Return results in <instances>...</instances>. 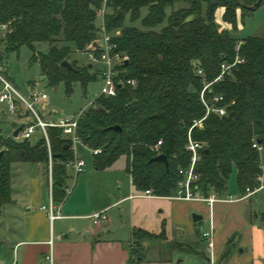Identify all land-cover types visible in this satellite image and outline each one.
I'll list each match as a JSON object with an SVG mask.
<instances>
[{
    "label": "trees",
    "instance_id": "trees-1",
    "mask_svg": "<svg viewBox=\"0 0 264 264\" xmlns=\"http://www.w3.org/2000/svg\"><path fill=\"white\" fill-rule=\"evenodd\" d=\"M263 3L264 0H106L104 27L107 32L119 29L112 40L126 62L117 66V77L122 82L115 84V94L97 96L77 118L76 133L81 143L100 149L93 154V167L102 169L123 155L125 171L136 190L150 189L152 195L168 196L178 178L177 168L188 163L189 155L183 149L186 130L204 111L197 99L201 80L195 70L199 68L204 79L211 81L219 64L232 61L237 53L242 62L205 90L206 96L210 89L223 96V103L231 102L225 114H207L201 128L190 131L194 139L203 142L194 171L199 174L198 184L204 194L210 190L221 194L232 168L239 195L246 187L256 186L257 176L264 170V28L258 35L237 38L219 29L213 14L220 6L222 19L234 24L236 9L242 21ZM100 4L101 0H0V24L6 26L0 40L8 51L27 46L48 83L62 82L65 92H69L74 81L84 85L97 75L88 64L78 67L68 63L67 67L61 62L70 52L68 42L79 52L93 46L97 37L95 12ZM142 7L146 9L140 20L143 29L122 24L125 14L132 21ZM39 42L47 44L43 53L34 51ZM126 78L134 79V84L125 83ZM47 134L50 197L59 202L69 179L64 163L72 152L58 129L50 127ZM157 140L160 144L153 148ZM159 153L165 156L166 165L152 159ZM13 162L40 163L47 176V151L42 138L30 144L26 139L0 134V206L10 202ZM257 216L264 232V211ZM148 239L161 241L167 251L181 253H198L196 246L200 245L167 241L163 229L157 234L131 230L132 243ZM232 248L227 239L215 264H222Z\"/></svg>",
    "mask_w": 264,
    "mask_h": 264
},
{
    "label": "crops",
    "instance_id": "crops-1",
    "mask_svg": "<svg viewBox=\"0 0 264 264\" xmlns=\"http://www.w3.org/2000/svg\"><path fill=\"white\" fill-rule=\"evenodd\" d=\"M219 11L223 12L220 6L214 12ZM93 64L90 62L88 67L93 68ZM36 140L28 141L33 144ZM118 157L123 159L120 166L110 164L96 169L92 165L90 170L83 169L75 175L70 189L66 181L64 197L52 201L60 217L51 221L41 209L49 200L47 176L41 164L11 163L10 202L0 206V264H214L234 233L239 234L241 256L238 244L233 245L222 264H264V232L246 215L251 208L245 200L251 195L238 198L237 193L229 198V194H214L216 200L210 209L202 201L142 196L125 171L124 156ZM121 169L126 179L116 183L118 177L110 173ZM67 172L70 177L71 172ZM96 212L100 218L93 222L90 215ZM191 214L201 218L192 221ZM209 217L213 225L212 261L200 235L207 229ZM132 229L154 234L163 229L167 241L200 243L196 246L198 253L167 251L161 242L132 243ZM48 253L51 262L45 259Z\"/></svg>",
    "mask_w": 264,
    "mask_h": 264
},
{
    "label": "built area",
    "instance_id": "built-area-1",
    "mask_svg": "<svg viewBox=\"0 0 264 264\" xmlns=\"http://www.w3.org/2000/svg\"><path fill=\"white\" fill-rule=\"evenodd\" d=\"M106 0H101L100 7L96 9L95 20H100L99 25L96 26L97 37L93 42V46L89 45L86 51V57L90 62L99 63L100 67L97 70V76L99 78V94L103 96H113L115 94V84H120V80L117 76L120 72L117 66L122 62L124 54L116 50V43L112 40L118 32L110 33L105 30L103 15L106 11L105 6ZM5 24H0V29L5 30ZM239 42L235 43L234 47L237 50ZM96 53V54H95ZM242 62V58L237 53L234 54L232 61H223L219 64V71L217 75L211 80L206 81L203 73L199 68L195 70V74L200 77L201 88L198 91L197 99L203 106V115L200 118L193 119L188 126L185 133V142L183 149L188 153V163L185 166L177 168L178 178L175 182L172 192L166 196L170 199L177 200H194L204 202L210 209L212 202L216 200L214 193L210 190L206 194L202 192L200 185L198 184L199 174L194 171L195 162L199 159V150L203 146V142L194 139L191 136V129L193 127L201 128L202 120L207 114H215L222 116L225 114V107L231 103H223V96L220 93H212L208 89L209 95H205V90L209 87L210 83L222 79L223 76L230 75L232 69H235L236 65ZM125 83L134 84V79L126 78L123 80ZM47 95L44 92H39L34 89H29L25 94L19 92L12 83L8 80L4 74L0 59V103L5 105V109L10 115L22 114L24 111L27 112L25 117L29 118L25 124L21 126L18 131V136L21 139L28 140L31 135L37 133L39 138H42L47 151L48 160V191L49 200L47 206H41V209L46 211L48 219L51 221L55 218L60 217L58 206H56L50 197V149L47 129L50 127L56 128L59 131V135L69 142V149L73 151V145L75 143H81L80 138L76 133L77 118L81 111L75 116L71 117H55L53 118L50 113H40L46 108L45 100ZM93 104L91 103L90 106ZM39 106V109L36 107ZM41 110V111H39ZM82 144V143H81ZM160 141L157 140L153 144V148H157ZM255 146V144H252ZM259 149V147H258ZM100 151L99 148H91V154H97ZM67 170L71 172L70 175H76L83 170L84 160L82 158L71 156L70 159L64 163ZM71 178V176L69 177ZM258 184L252 188H245L244 194L238 198L247 197L257 191L264 192V170L257 176ZM142 196L152 195L150 189H145L139 192ZM93 222H96L100 218V213L96 212L90 215ZM212 229L213 225L209 217L208 227L206 230H201L200 235L205 242V248L208 253L209 260L213 259V240H212ZM45 259L51 262V255L48 253L45 255Z\"/></svg>",
    "mask_w": 264,
    "mask_h": 264
},
{
    "label": "rangeland",
    "instance_id": "rangeland-1",
    "mask_svg": "<svg viewBox=\"0 0 264 264\" xmlns=\"http://www.w3.org/2000/svg\"><path fill=\"white\" fill-rule=\"evenodd\" d=\"M217 8V7H216ZM214 9V11L216 10ZM107 10V9H106ZM168 12V8L165 9ZM106 12V11H105ZM146 9L144 7L139 9L138 17L134 20H129V15L125 14L122 24L123 25H133L137 28L143 29V26L140 24L141 18L145 15ZM214 22L217 24L218 28L221 30H226L231 32L236 37H245L250 35H258L261 33L264 28V3L261 4L256 10L253 11L251 16L245 17L242 21L239 16V9L235 10V19L234 24L228 23L222 19V13L214 12ZM164 22L158 24L154 27V29H158ZM100 20L96 18L95 25H99ZM2 30L0 29V37ZM118 32L119 29H114L110 33ZM118 35V34H117ZM70 52L67 55L65 61L67 63H72L75 66L81 67L84 64H89L90 61L86 57V52L76 51L73 47L72 43H67ZM47 48V44L45 42H39L34 45L35 52H45ZM0 59L2 63V67L4 70V74L8 78V80L12 83V85L21 93L25 94L29 89H34L39 92H44L47 95V99L45 100L46 108L43 112L40 113H50L53 118L55 117H71L75 116L81 109H85L90 107L91 102L99 96V78L95 75V78L89 80L84 85H82L79 81H74L71 83L69 92H65L64 86L62 82H58L57 84L50 85L47 81V77L43 75L41 76V70L39 64L36 60L31 59V51L25 45H21L17 50L8 51L5 47L3 41L0 40ZM100 67L99 63H94L93 68H91V72L95 70V68ZM39 109V106L36 107ZM41 111V110H39ZM27 121H29L28 117L17 118L15 115H10L7 113L5 109V105L0 103V134L3 137H11L12 130L19 126L23 125ZM39 136L37 133L31 135L28 139L32 141L33 139H38ZM16 140H22L17 136ZM72 155L82 158L84 160L85 168L83 169H91L92 168V160L93 155L91 154V148L83 145L81 143H75L73 145ZM123 162V159L117 157L112 163L113 166H120ZM111 177H118L116 183L124 182L126 179V174L121 169L119 171H111ZM116 174V175H115ZM71 178L67 184L68 189H70L72 183L74 182V175H70ZM230 195L231 197H236L237 190L235 184V169L232 168L227 180H226V188L219 194V196L224 197L226 195ZM245 201L247 207L251 208L246 211V215L248 219H251L252 223L255 226H259L258 216L257 214L264 211V193L256 192L250 197H248ZM253 212L255 213V217H253ZM199 224H204L200 221ZM231 243L235 246L240 242L239 234L234 233L230 236ZM149 245L159 244L161 241L157 239H148L146 240ZM162 243V242H161ZM160 243V244H161ZM162 245H164L162 243ZM233 246V248H234ZM242 248V245L238 244V250ZM239 254V253H238ZM237 254V255H238ZM240 255V254H239ZM241 256V255H240ZM218 260V258H217ZM217 262V261H216ZM214 262V264L216 263Z\"/></svg>",
    "mask_w": 264,
    "mask_h": 264
},
{
    "label": "water",
    "instance_id": "water-1",
    "mask_svg": "<svg viewBox=\"0 0 264 264\" xmlns=\"http://www.w3.org/2000/svg\"><path fill=\"white\" fill-rule=\"evenodd\" d=\"M126 62V59L124 58L123 59V63H125ZM63 65H65V66H69L68 65V63L65 61V60H63L62 62H61ZM42 76H40V78H41ZM27 115V112L26 111H24L22 114H17L16 115V117L17 118H23V117H25ZM21 124L19 125V126H17V127H15L13 130H12V132H11V136L13 137V138H16L17 137V135H18V131H19V129L21 128ZM113 128H116V126H113ZM53 156V155H52ZM153 160H160V161H162L163 163H164V165H166V159H165V156L162 154V153H159V154H157V155H155L153 158H152ZM253 216H255V213L253 212ZM201 218V216L199 215V214H191V219H192V221H197V220H199Z\"/></svg>",
    "mask_w": 264,
    "mask_h": 264
}]
</instances>
